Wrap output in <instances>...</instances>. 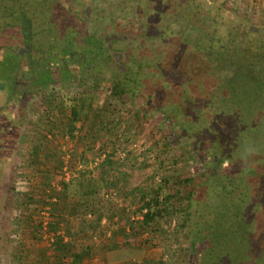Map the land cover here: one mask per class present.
<instances>
[{
    "label": "trees",
    "instance_id": "1",
    "mask_svg": "<svg viewBox=\"0 0 264 264\" xmlns=\"http://www.w3.org/2000/svg\"><path fill=\"white\" fill-rule=\"evenodd\" d=\"M253 26L248 13L233 15L224 2L211 0H0V91H6L0 116H6L7 103L14 104L19 93L15 81L29 77L31 91H24L29 98L47 93L44 124L37 132L40 143L31 145L28 135L20 136L19 121L30 101L26 96L18 105L21 115L9 112V127L0 129L1 153L10 155L6 142L13 135V145L29 144V162L46 168L51 157L64 155L59 139H79L84 148L78 159H71L81 168L61 182L55 203L68 208L65 212L78 224L80 236L74 240L69 227L63 242V235H56L62 219L51 214L47 230L60 245L50 252L57 261L50 262V253L35 247L36 264H84L94 249L88 242H95L84 231L85 215L95 216L92 228L107 217L119 227L120 237L128 227V239L143 244L152 240L160 222L174 221L173 233L188 243L186 254L194 250L195 264H264V24ZM13 54L15 64L9 63ZM34 60L43 61L37 65ZM24 64L35 77H25ZM71 88L88 95L70 98ZM94 94H103L105 100L92 109ZM90 112L100 117L99 139H109L94 155L104 156L96 175L85 157L101 142L86 122ZM154 116L164 127L160 153L180 148V156L169 165L185 163L192 171L175 176L167 170L150 194L140 190L131 214L141 219L127 217L121 226L122 216L130 213L118 209L115 201L103 208L98 196L125 195L124 178L114 176L121 167L108 168L122 151L118 133L122 130L129 137L134 123L138 127L140 118ZM56 125L60 131L54 133ZM11 128H16L18 139L10 135ZM144 157L143 169L159 163L157 169L166 170L165 162L153 153ZM57 170L62 165L39 174L33 171L31 177L37 173L42 178L38 192L21 195L25 201L8 195L3 202H18L17 210L25 203L45 210V194ZM102 189L105 194L100 195ZM35 222L41 229L42 221ZM116 234L100 235L110 241L103 242L104 247L117 246ZM82 239H87L83 247ZM27 250L20 259L27 258ZM134 252L108 253L121 264H154Z\"/></svg>",
    "mask_w": 264,
    "mask_h": 264
},
{
    "label": "rangeland",
    "instance_id": "2",
    "mask_svg": "<svg viewBox=\"0 0 264 264\" xmlns=\"http://www.w3.org/2000/svg\"><path fill=\"white\" fill-rule=\"evenodd\" d=\"M211 1H215L216 3L224 2L226 9L233 15L239 17L242 16L243 13H246V15L248 13L249 20L251 21L252 25L256 27H260L264 24V0ZM20 49L23 50L22 54L20 55H24V49ZM10 56L12 58L9 60V63L15 64V55L13 54ZM34 61L37 65H41L43 60ZM28 67V64H24V71H26L25 77H28L27 73L31 74L30 78L31 76L35 77L34 74L28 72ZM28 79L25 78L26 81L24 82H22V80L19 81V87H21L23 83H28ZM15 83L16 81L14 82V84ZM28 91H31V89H29ZM28 91L25 92V95L19 93L15 94L16 99L14 104H16V106L14 104L11 105V103L9 104V102L7 103V107H9L10 109L8 108V111L4 118L3 116H0V129H3V126L8 127V124L6 125L8 121H6L5 119H9V112L21 115L22 110L18 109V105L20 106L21 103L25 102V97L29 94ZM5 92L0 91V103H5ZM54 92L56 94H60V91L58 89H56ZM46 94L47 93L43 90L41 91V93L38 92L35 96H32L30 98L27 96L30 101L28 102V105H25L27 108L25 107L26 112L23 116L24 120L23 122L19 121L20 123H22L20 136L28 135L33 142L31 143V145H37L41 141V138L37 136V132L39 131L40 133V125L44 124V119L42 117L43 109L45 106L43 103V98L46 96ZM84 94L86 95L87 93L83 92V90H77L75 88H71L69 90L70 98L74 96L79 97L80 95ZM91 97L93 98L92 109L100 106L105 100V96L103 94H94ZM69 103L70 102L67 101L66 105H68ZM7 115L9 117H7ZM3 119L6 122H3ZM86 122H88L92 126L91 134L97 136L99 139V136L102 133L99 128L101 122L100 117L98 118L97 116H93V113L90 112ZM115 123L117 122H114V124ZM123 126L124 124H122V127ZM56 129L53 130L54 133L60 131L57 125ZM119 131L120 129H118V132ZM9 132L10 135L14 134V136L16 137V128H11V131ZM85 132L86 129L83 130L82 133L85 134ZM163 134L164 127L157 123L156 116L152 117V119L140 118L138 127L136 126V123H134V125L132 126L131 134L129 135V137L125 134V132H122V130L120 131V133H118L119 139H122V151L114 155L113 162L111 165H108V168L110 169L114 166L115 168L116 166L119 168L121 167V170L117 172L118 175L114 176L118 178H124L123 180L126 182V189H124L125 195L118 197L114 193H112L111 196H106L105 191L102 189L100 195L104 193V199L100 198V196H98V199L101 202L104 201L102 204L103 208L107 207L105 205H107L109 201H115L118 209H125L128 214L130 213L129 215L122 216L123 220L121 222V226L125 225L127 217H129L131 221L141 219L140 215L131 214L135 209V205H137V200H135V198L138 197L141 193L140 190H144L150 194L151 190L156 189L157 186L161 183L162 178L168 173V171L172 172L171 174L175 176L186 175L190 173V171H192L185 163L169 165L174 157L180 156L181 150L180 148L175 147L174 150L172 149L169 154L160 153V150H162L161 145L163 144ZM11 136V139H8V141L6 142V149H8L7 152H9L10 155H4V153H1L0 150V264H36L34 259L39 251L38 253H36L35 247L42 251L44 250L49 255L52 250H55L60 246L56 245L57 243H55L56 238H53V231L47 230V223L51 216H53L51 214H56L55 217H60L62 219V221H60L59 223V230L56 235H63V242H65L67 239L65 236V231L69 227L71 229V232L74 233V240H77V236H80L81 231L77 229L78 224L75 225V222L71 221L72 218L69 219L67 213L64 212L68 210V208L64 207L63 205L57 206L55 205V203H57L56 201H58L56 199V195L61 188V182L68 181L74 175V170L78 171L79 168H81L79 164H75L74 161L71 162V159L74 156H76L77 158V155L81 153L84 148L82 141H80L79 139H59L60 151L63 152L64 155L51 157L49 160H47L48 165L46 166V168H49L52 165L54 166V164L57 163L58 165H62V170H57L58 172H55L53 174L50 182L51 188L47 189L48 191L45 194V197L48 196V198L46 199L47 204L44 205L45 210L37 211L36 209L38 206L35 203H31L30 205H27L25 203L17 210L16 206H18V202H15L16 204L14 205L13 203L12 205H7L3 201L7 199L8 195H12L14 201H18L19 199H21L22 201V198L24 196L21 197V195L27 193H37L39 190L37 188L38 182L42 181V178L37 176V173L39 174L40 170L42 171V169L45 170L46 168L37 165L36 163L35 165L31 164L27 159L28 151H30V148L28 146L29 144L27 143L17 146L15 145V143L13 145L12 142L14 141V138L13 135ZM78 136L81 137V135ZM113 137L114 136L111 135L110 139L114 140ZM91 138L92 137H90V139ZM107 138L99 139L101 142H98L94 146V149L87 152L85 155L87 160L90 161V163H88L87 165V168L90 170H94L93 172L95 175L99 172L95 167L100 164V160L104 159V156L101 155L99 157H95L94 155L98 152V149H100V147L104 143H106V140H109ZM16 139H18V137H16ZM128 151H130L129 155L127 154ZM149 152L153 153L154 157H157L159 160H163L165 162L166 170L157 169L159 163H156L155 166H152L150 168H142L141 163L145 158L144 155ZM92 159L93 162H91ZM33 171L38 172L34 173V176L31 177L30 174L33 173ZM122 173H124L125 176ZM141 185H143L144 188H141ZM131 190H133L134 192H131ZM23 201H25V199ZM125 201L126 203H124ZM124 204H126V206ZM80 213L81 212H79V214ZM78 216H80V218L83 217V215ZM106 216L107 215H104V217ZM117 217L118 215H114V217L112 218L114 223L115 221H118ZM36 218L40 219L42 221V224L45 223V226L42 225L43 229H37V227L35 226ZM84 218L86 221V223H84L86 225V229L84 231L89 232V236H87V239L95 241L97 245L96 248L98 247V245L100 246V244L105 245L103 242H110L105 236H101V238V234L110 235L112 232L115 233L116 231V237L117 240H120L119 242L121 246H116L117 248H115L123 249L125 251L133 249L138 259L146 258L150 261H153L154 264H195L196 262L194 257V250H192L189 254H186L188 253L186 252L188 243L184 241V237L176 235L178 237L176 238V236L174 235L175 233H173L172 229L174 227V221L166 219L162 223L160 222V228H157V233L153 235L154 237L151 238L152 240H147V243L143 244L137 239H128V227L124 229L126 231V234L120 237L121 234L117 230L119 227H116L115 224L113 225V222H109L107 217L102 220L101 225L96 229H94V227L92 228L96 219L94 215H85ZM89 223H91V225H89ZM109 223L112 225H109ZM31 236H34L35 239ZM87 239L84 240L87 241ZM21 243H23V246L20 245ZM79 245L81 246L80 243ZM119 249L117 251H119ZM23 250H27L26 252L24 251V253L27 255L26 259L19 258ZM91 260H93V258ZM49 261H57L56 256L50 253Z\"/></svg>",
    "mask_w": 264,
    "mask_h": 264
},
{
    "label": "crops",
    "instance_id": "3",
    "mask_svg": "<svg viewBox=\"0 0 264 264\" xmlns=\"http://www.w3.org/2000/svg\"><path fill=\"white\" fill-rule=\"evenodd\" d=\"M75 210L81 212V209H80V204H76L75 205ZM65 212V211H64ZM79 212H76L77 215L79 214ZM127 230V229H126ZM119 238V236H118ZM90 241V240H88ZM120 240H117L116 241V245L117 247H120L121 244L119 242ZM87 241H85L84 239H82L81 241V245H86ZM122 243V241H121ZM88 244H93L94 245V249H92L90 252V257L89 259L86 260V262L84 264H119L121 262H115L113 261V257H112V254H111V258H110V254L108 252H116L118 249L116 248H110L108 249L107 247H104L105 245H102L100 244V246L98 245V247L96 248V243L95 242H88ZM123 245V243H122ZM93 258V260H91ZM52 262V261H51Z\"/></svg>",
    "mask_w": 264,
    "mask_h": 264
},
{
    "label": "flooded vegetation",
    "instance_id": "4",
    "mask_svg": "<svg viewBox=\"0 0 264 264\" xmlns=\"http://www.w3.org/2000/svg\"><path fill=\"white\" fill-rule=\"evenodd\" d=\"M24 81H26V80L23 79L22 82H24ZM29 83L32 84V82L29 81L28 83H23V85L21 87H19L20 84H19V81H18V82H16V84L14 85V87H15V89H18L17 91L19 92V94L25 95L24 91L30 88L29 87ZM2 90H3V88H2ZM15 94H17V93H15ZM6 125H7V123H6ZM8 127L6 126V129Z\"/></svg>",
    "mask_w": 264,
    "mask_h": 264
},
{
    "label": "water",
    "instance_id": "5",
    "mask_svg": "<svg viewBox=\"0 0 264 264\" xmlns=\"http://www.w3.org/2000/svg\"><path fill=\"white\" fill-rule=\"evenodd\" d=\"M23 50L22 49H19V54H22Z\"/></svg>",
    "mask_w": 264,
    "mask_h": 264
},
{
    "label": "built area",
    "instance_id": "6",
    "mask_svg": "<svg viewBox=\"0 0 264 264\" xmlns=\"http://www.w3.org/2000/svg\"><path fill=\"white\" fill-rule=\"evenodd\" d=\"M102 161V159L100 160V162ZM43 225L45 226V223H43Z\"/></svg>",
    "mask_w": 264,
    "mask_h": 264
}]
</instances>
